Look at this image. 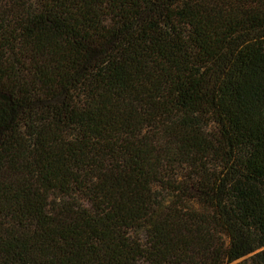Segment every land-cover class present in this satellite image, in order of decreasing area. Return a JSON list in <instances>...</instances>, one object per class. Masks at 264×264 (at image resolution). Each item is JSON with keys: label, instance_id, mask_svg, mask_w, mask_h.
<instances>
[{"label": "trees", "instance_id": "obj_1", "mask_svg": "<svg viewBox=\"0 0 264 264\" xmlns=\"http://www.w3.org/2000/svg\"><path fill=\"white\" fill-rule=\"evenodd\" d=\"M0 264H264V0H0Z\"/></svg>", "mask_w": 264, "mask_h": 264}]
</instances>
